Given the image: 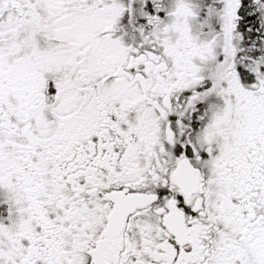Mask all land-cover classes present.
Returning a JSON list of instances; mask_svg holds the SVG:
<instances>
[{
	"label": "snow or ice",
	"instance_id": "1",
	"mask_svg": "<svg viewBox=\"0 0 264 264\" xmlns=\"http://www.w3.org/2000/svg\"><path fill=\"white\" fill-rule=\"evenodd\" d=\"M0 264H264V0H0Z\"/></svg>",
	"mask_w": 264,
	"mask_h": 264
}]
</instances>
